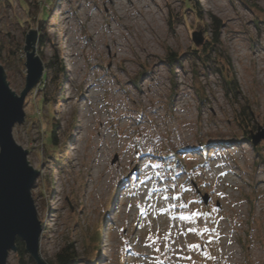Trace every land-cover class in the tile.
<instances>
[{"label":"rangeland","instance_id":"rangeland-1","mask_svg":"<svg viewBox=\"0 0 264 264\" xmlns=\"http://www.w3.org/2000/svg\"><path fill=\"white\" fill-rule=\"evenodd\" d=\"M112 1L0 0V65L11 89L20 95L26 85L32 30L47 73L13 130L40 171L32 189L40 256L55 264L63 248H75L74 264H264V184L255 183L264 181V140L254 146L251 138L264 134V0H197L198 9L194 0H145L152 21L145 8L125 13L126 0ZM214 19L223 25L217 46L206 41ZM112 35L121 55L114 62ZM211 46L216 64L204 70L195 55ZM175 54L182 66L172 69L166 60ZM214 70L236 78L234 96ZM95 72L98 96L81 100L82 75L94 82ZM89 108L101 135L86 123ZM124 146L134 158L151 153L139 164L152 179L162 176L157 190L132 183L139 166L121 163ZM109 173L126 181L123 192L104 185ZM8 257L7 264H36L28 253Z\"/></svg>","mask_w":264,"mask_h":264},{"label":"water","instance_id":"water-1","mask_svg":"<svg viewBox=\"0 0 264 264\" xmlns=\"http://www.w3.org/2000/svg\"><path fill=\"white\" fill-rule=\"evenodd\" d=\"M197 1V0H194ZM26 85L19 95L10 87L4 68L0 65V264H7L9 253L17 252V240L26 245V252L36 264H46L40 256L42 223L39 221L32 189L40 171L28 160L29 151L13 137L16 124L25 122V99L44 76V63L37 56L39 30L26 36ZM197 45L202 39L193 36ZM253 145L264 140V134L251 137ZM208 202V197H204Z\"/></svg>","mask_w":264,"mask_h":264},{"label":"bare ground","instance_id":"bare-ground-1","mask_svg":"<svg viewBox=\"0 0 264 264\" xmlns=\"http://www.w3.org/2000/svg\"><path fill=\"white\" fill-rule=\"evenodd\" d=\"M126 1H127V4L128 5H123L122 3H120L119 0L112 1L113 3L111 5H113L115 3H117V4L120 3L121 6H122V8L124 9V12L125 13H127V10H131L132 14H135L136 12H138V10H137L138 8L139 9L140 8L141 9L142 8H145V11H147V14H148L147 20H149V21H152L153 20V15H154L155 11L152 8L151 9L148 8V4H147V2L145 0H126ZM64 13H66V12H64ZM64 13H62V15H64ZM64 24L66 26H70V16H68V15L65 16V18H64ZM93 24L96 26L97 23H95V21H94ZM143 25H148V22H146V20L143 21ZM148 28L151 29L150 26H148ZM117 35H119V34H117ZM111 37H112L111 45L113 47L112 52H111L112 53V55H111L112 56L111 62H114L118 58H120V56H121V55H119V51L116 49V47H119L120 45H118V42L115 40L114 35H112ZM93 41H94V39H93ZM69 42H70V47L74 45V40L73 39H70ZM79 47H80V45H79ZM72 52H73L72 53V56L73 55L75 56L76 55L75 50H72ZM144 52H145V55L146 54H149L146 49H144ZM81 53L84 56L85 53H84L83 50H81ZM123 58L126 59L127 57H124L123 56ZM93 67H94V65L90 66V68H93ZM73 69H74V75H77V76H78L79 71H80V73H83L84 72V69L80 66V64H77V63L75 64V66H73ZM81 79H82V83L85 84V87L83 89L84 91L80 95L81 96L80 97L81 100H84L85 99V100L89 101L90 98H92V99L97 98L98 95L96 94V86L100 83V80H101L100 79V75H98L95 72V77H94L95 81L94 82H92L90 79L87 78V73H85L84 75H82V78ZM68 80H70V82H73L74 81L72 78H68ZM147 90L148 89H144V91H143L141 89L140 91H141L142 94L147 95ZM63 100L67 104L68 103H72L71 101L73 100V97L71 96V93H69L67 95V97H65ZM89 110H90V112H92V115L90 116V118L87 120L86 123H88V124H90V122L93 123L92 129H94V130L97 129V133L101 135V133H100L101 128L100 127L97 128V125L98 124H97V119L94 116V112L90 108H89ZM81 112L84 113L83 112V109H81ZM106 145H107V143H106ZM114 148L115 149L117 148L116 145H115ZM98 150L99 151H102L100 147H99ZM121 153H124L125 154L124 155V159H122V161H121V163H123L124 166L130 167L131 165H136V164L139 166L138 169H137V171H136V173L134 174V178H133V182L132 183H135L136 184V183L139 182L140 185L141 184L143 185V184H146L148 181H150L149 182V186L151 187L150 190L152 188H155L157 190L158 187H157V185H155V181L156 180H162V176L155 174L154 178L152 179L149 175H146L145 168L147 166V163H144V165H140L139 164L140 159L150 157L151 156V153H149V151H146V152H137V155L134 158V157L131 156V154H129L127 152L126 146H124V148L121 150ZM102 154H103V152H102ZM155 165L156 164H154V166ZM154 166H152V167H154ZM229 171L230 172H233L232 170H229ZM221 173L219 174V176H223V175H221ZM106 177H107V179H106V182H104V185L106 184L108 187H112V188L114 187V188L120 189L123 192V190L125 189V186H126V181H121V180L117 179L115 176H112L111 173L107 174ZM255 181H256L255 182L256 185L264 184V181L261 178H259V176H258V178L255 179ZM131 187H133V186L131 185ZM150 190H148V192H147V197H148L147 200H149V202L152 201V198L149 196ZM263 211L264 210L262 209L261 212H263ZM233 251L234 250L232 249V252ZM232 262L233 263H236L235 257L232 259Z\"/></svg>","mask_w":264,"mask_h":264},{"label":"trees","instance_id":"trees-1","mask_svg":"<svg viewBox=\"0 0 264 264\" xmlns=\"http://www.w3.org/2000/svg\"><path fill=\"white\" fill-rule=\"evenodd\" d=\"M192 1V0H191ZM200 6V4L196 1L194 3V9H198ZM200 20H204L205 21V16H203L201 14V12L197 11L196 14ZM223 25L219 23L218 19H214L212 20V23L209 27H207L206 33L209 34V36H207V40L212 43L213 46H217L218 45V36L219 34H216V32L218 30H222ZM212 34V35H211ZM200 53H197L195 55V60L199 61L201 63V66L204 70H211V68L213 67V65L216 64V58H213L212 55H214L216 52L214 50V48L211 47H207L204 48L202 51H198ZM227 61V65H228V70L229 72H231L232 70V63L228 61V59H225ZM182 61H181V57L178 54L172 55L168 58V60H166V65H168L170 68L175 69L176 66H182ZM50 66L51 63L49 64ZM46 70V69H45ZM215 74H220L222 79H223V88L225 91V95L229 96H234L237 93L238 90V84L236 81V78L232 75V73H225L223 71H219V70H214ZM47 73L44 74L43 80L45 81ZM35 91V89L33 90ZM54 137H50L49 138V142L50 144H54ZM16 246L18 247L17 253H19L22 256H25L27 254L26 252V245H24V243L19 239L17 240ZM56 262L55 264H74V262L77 259V254L75 251V248H63V250H61L59 253L56 254ZM32 259V258H31ZM20 264H23V261L20 260Z\"/></svg>","mask_w":264,"mask_h":264},{"label":"snow or ice","instance_id":"snow-or-ice-1","mask_svg":"<svg viewBox=\"0 0 264 264\" xmlns=\"http://www.w3.org/2000/svg\"><path fill=\"white\" fill-rule=\"evenodd\" d=\"M221 175H224V173H221ZM141 214L143 215V211L141 212ZM194 215H195V214H194ZM184 219H187V217H184ZM190 231L195 232V229H190ZM207 231H208V229L205 228V229H204V232H207ZM165 239L167 240L168 237L166 236ZM209 243H211V241H209ZM166 246H167V245H166ZM198 247H199L198 245H191V246H190V248H198ZM156 251L158 252L159 249L157 248ZM157 264H163V261L158 260V261H157Z\"/></svg>","mask_w":264,"mask_h":264}]
</instances>
